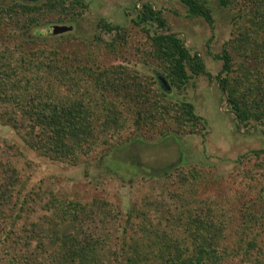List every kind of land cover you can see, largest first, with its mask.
Here are the masks:
<instances>
[{"label": "trees", "instance_id": "1", "mask_svg": "<svg viewBox=\"0 0 264 264\" xmlns=\"http://www.w3.org/2000/svg\"><path fill=\"white\" fill-rule=\"evenodd\" d=\"M10 1L0 2V125L39 156L76 165L122 148L138 131L150 139L197 133L205 119L190 101L171 100L167 87L182 90L202 76L215 80L239 125L264 124V0H215L237 11L222 48L208 52L220 63L215 75L150 2L131 7L139 29L132 45L123 25L104 18L95 27L115 32L113 43L76 36L71 24L52 35L49 25L83 16V0ZM178 1L213 27L210 0ZM118 40L163 79L103 66L94 42L112 49ZM6 146L0 264H264V148L252 151V166L220 180L197 166L153 171L168 185L123 209L106 196L67 198L43 181L31 185L34 163Z\"/></svg>", "mask_w": 264, "mask_h": 264}, {"label": "rangeland", "instance_id": "2", "mask_svg": "<svg viewBox=\"0 0 264 264\" xmlns=\"http://www.w3.org/2000/svg\"><path fill=\"white\" fill-rule=\"evenodd\" d=\"M83 1L88 5L83 16L71 19L64 26L49 25L52 35L66 33L67 25L71 24L67 31H74L76 36L91 39L96 33L102 41L113 43L115 32L108 33L95 27L98 19L104 18L108 22L123 25L124 40H130L132 36V45H135L137 39L134 35L138 34L139 29L131 22V7L150 2L162 11L171 30L183 39L185 46L201 55L206 69L213 75L217 74L220 63L214 61L208 52H218L222 48L230 36L232 21L237 12L218 8L216 1L210 0L214 8V25L211 28L202 19L187 16L186 7L178 0ZM55 29L63 31L54 33ZM40 31H43L42 28ZM32 32L35 33V30ZM104 42H94L95 49L102 53L103 66L122 64L128 69L139 71L147 79L152 76L156 80L160 77L163 79L157 68L142 62L131 42L124 44L125 41L118 40L119 44L112 49ZM88 46H91L90 43ZM167 89L171 100H186L194 105L195 113L206 121L201 131L190 134L171 133L152 139L138 131L130 135L128 141L119 139V142L126 143L120 149L115 148V151L107 153L104 151L98 157L81 164L69 165L39 156L25 146L10 127L0 125V152L8 151L6 145L12 143L23 152L26 159L34 163L31 185L43 181L46 186L67 198L106 196L123 209L144 194L153 190L158 193L165 184L168 185L167 179L156 176L162 173L164 167L197 166L211 170L216 179L220 180L224 175L253 165L257 158L252 151L264 148V124L255 123L246 127L239 125L214 79L208 80L202 76L195 78L192 85L185 89L169 86ZM14 164L18 167L21 165ZM153 171L158 174L154 175ZM39 213H36L37 217Z\"/></svg>", "mask_w": 264, "mask_h": 264}, {"label": "water", "instance_id": "3", "mask_svg": "<svg viewBox=\"0 0 264 264\" xmlns=\"http://www.w3.org/2000/svg\"><path fill=\"white\" fill-rule=\"evenodd\" d=\"M60 30H63V29H58V30H57V29H55L53 32H54V33H55V31H56V32H59Z\"/></svg>", "mask_w": 264, "mask_h": 264}]
</instances>
